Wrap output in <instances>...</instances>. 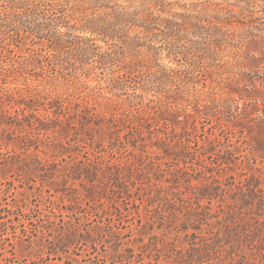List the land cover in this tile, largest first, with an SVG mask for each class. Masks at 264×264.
Returning a JSON list of instances; mask_svg holds the SVG:
<instances>
[{
	"label": "rangeland",
	"instance_id": "obj_1",
	"mask_svg": "<svg viewBox=\"0 0 264 264\" xmlns=\"http://www.w3.org/2000/svg\"><path fill=\"white\" fill-rule=\"evenodd\" d=\"M140 2L0 0V264H264V0Z\"/></svg>",
	"mask_w": 264,
	"mask_h": 264
},
{
	"label": "trees",
	"instance_id": "obj_2",
	"mask_svg": "<svg viewBox=\"0 0 264 264\" xmlns=\"http://www.w3.org/2000/svg\"><path fill=\"white\" fill-rule=\"evenodd\" d=\"M99 1L100 0H19L21 6L15 7L22 8V16L18 14L15 15L17 17H25V22H27L28 27L34 24L31 31H35L36 34H39L38 37H44L50 43L54 44L63 41V37L69 35L58 30L59 19H61L60 16L63 15L65 9L72 10V16L74 13L80 14L79 20L83 21L80 30L89 32L91 35L96 33L104 36H107L109 31H114L115 27L123 29V26L128 25V23L139 20L141 12L144 10L143 8L142 10L132 13L126 10L119 11L111 6H106V4H98ZM105 1L111 2L112 0ZM131 1L139 2L140 6H144L140 0ZM104 8L107 9L104 10ZM108 8H111V10L108 11ZM145 10H147V8H145ZM57 12H60V14L58 15ZM35 16L38 20L41 19L42 21L39 23L37 22V24H35L34 21H30L36 20ZM143 19L142 15V20ZM123 22L124 24L121 25ZM140 23L141 22L131 23V25L144 27V31H148L147 27ZM87 39L91 40V38ZM72 40L73 45L79 47L78 41L81 40V37L79 35H74Z\"/></svg>",
	"mask_w": 264,
	"mask_h": 264
}]
</instances>
